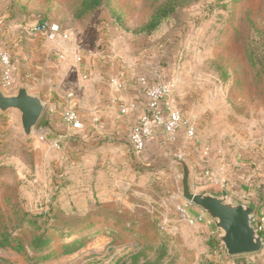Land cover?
<instances>
[{"label":"rangeland","instance_id":"rangeland-1","mask_svg":"<svg viewBox=\"0 0 264 264\" xmlns=\"http://www.w3.org/2000/svg\"><path fill=\"white\" fill-rule=\"evenodd\" d=\"M82 1L0 0V51L11 54L16 88L31 73L45 90L53 77L73 73L67 64L78 55L99 57L109 47L108 66L123 78L163 71L196 136L157 131L141 155L130 154L135 171L110 183L91 174L107 168V153L79 164L52 147L56 135L41 128L49 105L30 139L15 112L2 115L0 231L25 251L0 247V264H133L138 254L140 264H264V250L231 259L210 251L203 227L177 211L182 168L172 164L188 161L197 192L221 194L218 185L230 195L239 176L264 175V0H176L152 31L146 27L169 0H103L110 9L77 19ZM46 21L68 39L28 34ZM45 234L50 244L34 249ZM71 245L78 249L66 254Z\"/></svg>","mask_w":264,"mask_h":264},{"label":"crops","instance_id":"crops-1","mask_svg":"<svg viewBox=\"0 0 264 264\" xmlns=\"http://www.w3.org/2000/svg\"><path fill=\"white\" fill-rule=\"evenodd\" d=\"M101 50L103 52H100ZM101 50L98 51L102 55L99 57H96L97 54H91L90 57L78 55L75 61L67 64L73 73L68 72L65 77H53L50 85L43 83L46 85L45 90L40 88L39 80H31V73L27 76L28 81L25 80L24 83L30 92L39 94L43 98L47 104L46 108L49 105L47 110L49 109L50 112L47 114L44 112L46 116L41 127L43 134L52 133L57 139L60 134L69 133L70 138L64 141L63 148L67 149L68 154H71L70 157H73L72 160H77L79 164L82 160L97 159L101 155L105 159L104 154L107 153L110 156L105 159L107 168H102L100 164L98 167L92 166L94 168L91 174H99L111 183L124 176L123 170L135 171L131 161L129 134L133 124L144 112V103L143 94L135 83L138 74L121 77L111 66H108L109 60L106 56H111L112 50L109 47ZM78 57H81V62H78ZM30 69L28 68L29 71ZM116 81L123 82L124 87L119 89ZM16 89L15 87L12 92ZM132 102L137 103L136 110L127 116L121 115L120 107ZM68 108L79 111V116L84 122L83 130L67 131L61 118L62 113ZM263 186L264 175L258 177V175L243 174L239 176L231 192L237 190L242 195H247L249 203L261 210L264 209L260 190ZM214 188L221 191V195H226L223 187L215 185ZM214 194L218 193L214 192ZM196 208L194 212L200 209ZM227 263L235 264L234 261Z\"/></svg>","mask_w":264,"mask_h":264},{"label":"built area","instance_id":"built-area-1","mask_svg":"<svg viewBox=\"0 0 264 264\" xmlns=\"http://www.w3.org/2000/svg\"><path fill=\"white\" fill-rule=\"evenodd\" d=\"M28 34L30 36L43 35L50 41H56L58 38L68 39V35L63 34L59 24L47 21L31 27L28 30ZM78 62H81V57H78ZM14 74L15 68L11 61V54L8 51L1 50L0 86L4 91L10 92L16 87ZM115 83L119 89L124 87L121 81H116ZM135 83L139 86L143 94L144 112L133 124L129 134L131 152L134 156H139L145 151L148 141L157 131L171 138H175L181 133L188 139H192L196 136V127L191 124V122L185 120L181 111L174 105L173 83L164 75L161 69L155 66L146 73H139L135 78ZM136 108L137 103L132 102L127 106H121L120 113L123 116H127L131 112H134ZM61 119L69 132L81 131L84 129V122L74 108L65 110L62 113ZM69 138V133L60 134L52 143V147L56 150L62 149L64 141ZM260 190L262 191L261 194L264 202V186L261 187ZM228 194L229 193H226V195ZM228 197L241 203L251 205L247 195H242L237 190L231 192ZM177 198L179 200L177 211L181 219L190 226H202L204 233H207L210 240L219 242V230L215 227L213 220L208 214L202 209L194 212V208H196L194 205L185 201L180 195H177ZM251 206L253 207L252 221L256 228V232L264 239V209L259 210L253 205ZM167 228H169V230L171 228L170 231L172 233L177 230V227H171L168 226V224ZM219 250L224 252V254L226 253L222 245Z\"/></svg>","mask_w":264,"mask_h":264},{"label":"water","instance_id":"water-1","mask_svg":"<svg viewBox=\"0 0 264 264\" xmlns=\"http://www.w3.org/2000/svg\"><path fill=\"white\" fill-rule=\"evenodd\" d=\"M46 102L39 94L30 92L24 82L15 92L9 93L0 86V115L10 111L17 114L23 135L30 139L38 127ZM172 164L182 168L180 196L195 207L205 211L219 230V242L229 257L260 253L264 239L256 232L252 221L253 207L230 199L227 195L194 191L190 183V165L184 158Z\"/></svg>","mask_w":264,"mask_h":264},{"label":"trees","instance_id":"trees-1","mask_svg":"<svg viewBox=\"0 0 264 264\" xmlns=\"http://www.w3.org/2000/svg\"><path fill=\"white\" fill-rule=\"evenodd\" d=\"M176 0H169L165 4L161 6V8L157 11V13L154 15L152 20L150 21L149 25L146 27L147 31H152L156 27H158L160 24L165 22L169 17L171 16V13L173 9L176 7ZM77 13L76 18L82 19L85 16L89 14H93L96 11L99 10H105L104 8L110 9L111 6L108 2H105L103 0H83L80 4ZM6 231V230H5ZM0 231V247L2 248H12L16 250L17 252H23L25 251V247L17 241L16 238H13L12 235H10L7 231ZM51 242V238H49L46 234L44 236H40L35 239V242H33V248L36 250H41L46 248ZM210 251L214 253V250L217 248H221V245L218 241H213L209 239V242L207 244ZM73 245L66 247V254L70 252H75L77 248H71ZM71 248V249H70ZM211 252V253H212ZM226 254V253H225ZM141 254L136 255V257L133 258V264H140L139 263V257ZM229 259H231L229 256H227ZM158 262L152 261V260H146L142 264H157Z\"/></svg>","mask_w":264,"mask_h":264}]
</instances>
